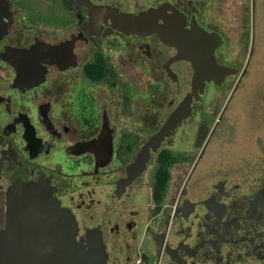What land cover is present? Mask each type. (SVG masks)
<instances>
[{
    "label": "flooded vegetation",
    "instance_id": "obj_1",
    "mask_svg": "<svg viewBox=\"0 0 264 264\" xmlns=\"http://www.w3.org/2000/svg\"><path fill=\"white\" fill-rule=\"evenodd\" d=\"M61 1L69 21L58 29L33 28L18 1L0 0V230L8 190L43 181L74 214L85 248L96 229L106 264H264V156L208 158L214 126L201 141L192 120L228 75L206 82L190 115L131 170L179 103L170 109L165 78L177 82L171 65L184 60L168 64L176 50L155 32L124 33L110 19L93 21L83 0ZM89 1L125 13L167 3L176 12L164 15L182 16L185 28L195 21L221 36L214 55L226 65L224 26L202 14L203 1ZM66 41L65 60L42 56Z\"/></svg>",
    "mask_w": 264,
    "mask_h": 264
},
{
    "label": "water",
    "instance_id": "obj_2",
    "mask_svg": "<svg viewBox=\"0 0 264 264\" xmlns=\"http://www.w3.org/2000/svg\"><path fill=\"white\" fill-rule=\"evenodd\" d=\"M82 3L89 7L91 19L95 22L110 19L112 26L124 33H157L163 43L176 50L168 64L184 60L191 66V90L171 111L164 125L151 136L150 141L139 152L135 163L130 166L131 170L139 169L148 158L149 147L156 148L163 137L170 135L171 131L190 115L192 98L199 97L206 82L213 81L219 85L225 76L234 73L235 69L218 63L215 58L214 51L221 43L219 34L206 31L195 21L190 28H185L182 16L176 19L174 15H164L167 8L173 9L167 3L137 13H125L117 8L94 5L89 0H83ZM254 7L255 0H251L252 38ZM159 18L163 20L162 24L158 23ZM252 42L253 40L246 65L253 50ZM68 51L69 42L66 41L57 46L45 47L41 54L46 55L51 62L57 57L65 60ZM42 61H45L44 57ZM167 70L174 78L171 71ZM245 70L244 67L240 77ZM51 193L52 188L43 181L18 182L8 190L6 228L0 230V264H106L96 229L89 232L88 247L85 248L83 240L76 239L78 226L74 214L63 207L58 199L51 197Z\"/></svg>",
    "mask_w": 264,
    "mask_h": 264
},
{
    "label": "rangeland",
    "instance_id": "obj_3",
    "mask_svg": "<svg viewBox=\"0 0 264 264\" xmlns=\"http://www.w3.org/2000/svg\"><path fill=\"white\" fill-rule=\"evenodd\" d=\"M15 1L22 5L26 22L33 28L57 26L59 29L69 21L61 0ZM122 1L136 8L147 4L148 0ZM199 1L205 4L203 15L224 26L227 40L222 48V59L235 72L227 76L221 88L209 87L202 101L204 109L192 120L200 121L203 127L201 141L208 137L214 126L206 150L208 158L236 152L247 153L251 159L261 158L264 156V0H255L253 38L251 0ZM229 22L230 28H227L225 24ZM252 40L253 50L246 65ZM173 53L172 49H167V56ZM244 67L246 70L240 77ZM171 68L178 74V81L165 78L167 98L172 102L170 109L190 90L192 76L191 66L186 61L175 62Z\"/></svg>",
    "mask_w": 264,
    "mask_h": 264
},
{
    "label": "trees",
    "instance_id": "obj_4",
    "mask_svg": "<svg viewBox=\"0 0 264 264\" xmlns=\"http://www.w3.org/2000/svg\"><path fill=\"white\" fill-rule=\"evenodd\" d=\"M204 5H205V4H204V2H203L202 14H203V8H204ZM226 40H227V39H226V36H225V38H224V44L226 43Z\"/></svg>",
    "mask_w": 264,
    "mask_h": 264
}]
</instances>
